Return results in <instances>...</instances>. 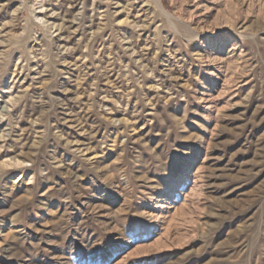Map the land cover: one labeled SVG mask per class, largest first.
<instances>
[{
  "label": "rangeland",
  "instance_id": "374dc122",
  "mask_svg": "<svg viewBox=\"0 0 264 264\" xmlns=\"http://www.w3.org/2000/svg\"><path fill=\"white\" fill-rule=\"evenodd\" d=\"M0 264H264V0H0Z\"/></svg>",
  "mask_w": 264,
  "mask_h": 264
}]
</instances>
